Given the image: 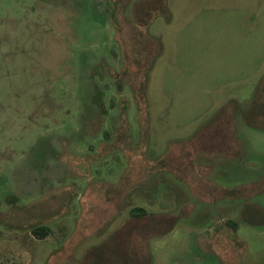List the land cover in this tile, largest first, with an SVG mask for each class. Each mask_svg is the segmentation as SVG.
Returning <instances> with one entry per match:
<instances>
[{
  "label": "rangeland",
  "instance_id": "1",
  "mask_svg": "<svg viewBox=\"0 0 264 264\" xmlns=\"http://www.w3.org/2000/svg\"><path fill=\"white\" fill-rule=\"evenodd\" d=\"M218 256L264 264V0H0V264Z\"/></svg>",
  "mask_w": 264,
  "mask_h": 264
},
{
  "label": "trees",
  "instance_id": "2",
  "mask_svg": "<svg viewBox=\"0 0 264 264\" xmlns=\"http://www.w3.org/2000/svg\"><path fill=\"white\" fill-rule=\"evenodd\" d=\"M145 78V77H144ZM146 78L142 81V83L139 84V89L138 90H143L145 89V84H146ZM145 85V86H144ZM138 92V91H137ZM136 92V99L135 101H137L138 97L140 96L139 93ZM221 115H222V112L221 110H219L217 113L214 114V116L210 117L207 121H206V124L199 128L197 131H195L191 136L185 138V140H183V143L186 144V143H189L191 141H194L199 135H201L203 133V128L208 125V124H212V125H215V123H218L220 120H221ZM220 118V119H219ZM244 120L246 121V123H248L249 125H254L252 123V121L249 119V114L248 112L245 114L244 116ZM221 126V125H220ZM232 128H233V135L232 136H235V124H234V121L232 122ZM217 131H222V128L221 127H218L216 126L215 129L212 130L213 134L210 136V137H213L215 135H217ZM230 137V138H231ZM223 138V137H222ZM224 141L220 142L218 147H216L214 144H213V148H209L203 144H200V146L202 147H207L209 149H218L221 148L220 152H218L217 154L221 153V152H230V148H229V143L225 140V138H223ZM234 145V144H233ZM202 150V149H201ZM225 150V151H224ZM214 151V150H213ZM238 151V148L234 145V152H230L229 154H236ZM172 151L168 150V153H170ZM172 155L175 156V155H178V159L180 160V165L175 167L176 170H194V168H201L203 169L202 167H195L193 165V158L191 160L188 159V157H186V155H184V151L183 153L179 152V151H174L172 152ZM171 159L168 158V162H170ZM168 170H170L169 168V165H168ZM204 170V169H203ZM191 175V174H190ZM184 181V183L186 184L188 190L190 191V194L195 197L197 200L201 199L202 196H208L210 198L209 201H204L206 203H211L213 204L214 203V199H217V198H220V201H223L224 199H226L227 197H235L237 198L238 196L242 195V192H240V190H238L237 187H234V188H231L229 190L227 189H224L223 187H219V186H216L211 188L210 190H204L202 188H199L198 191L197 188H193L194 187H197L200 183V181H195L193 180L192 176L190 179H182ZM196 183H198V185L196 186ZM239 191V193H238ZM141 211H144L143 208H140V207H135L133 209H131V213L132 216H140L142 215V212ZM236 227V222L234 220H227L224 225H223V229L224 231H222L220 233H217L216 236L218 239L221 240L222 244L220 243L218 248L215 250V255L217 256V254H221L219 253L221 249H225L224 251H228V253L230 252L232 255H234V253H232L231 251V247L233 246V241L231 239V234L233 235V233H235V228ZM221 229V227L219 228V230ZM32 233L38 237V238H46L50 233H51V228H49L48 226L46 225H36L34 227H32L31 229ZM223 241H224V244H223ZM239 240H237L235 238V241L236 244ZM240 243V241H239ZM222 251V250H221ZM227 255V254H226ZM229 256V255H228ZM226 256V257H228ZM219 260H220V264H224V262H227V259L224 260V257L222 256H218ZM224 260V261H223Z\"/></svg>",
  "mask_w": 264,
  "mask_h": 264
},
{
  "label": "crops",
  "instance_id": "3",
  "mask_svg": "<svg viewBox=\"0 0 264 264\" xmlns=\"http://www.w3.org/2000/svg\"><path fill=\"white\" fill-rule=\"evenodd\" d=\"M245 113H246L245 110H243V111H242V114H245ZM240 115H241V114H240ZM190 195H191V194H190ZM191 196H192V195H191ZM192 197H193V196H192ZM194 198H195V197H194Z\"/></svg>",
  "mask_w": 264,
  "mask_h": 264
}]
</instances>
